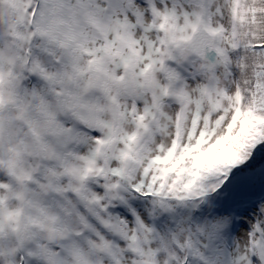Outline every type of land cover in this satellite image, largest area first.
Listing matches in <instances>:
<instances>
[{"label":"snow or ice","instance_id":"snow-or-ice-1","mask_svg":"<svg viewBox=\"0 0 264 264\" xmlns=\"http://www.w3.org/2000/svg\"><path fill=\"white\" fill-rule=\"evenodd\" d=\"M0 264H264V0H0Z\"/></svg>","mask_w":264,"mask_h":264}]
</instances>
